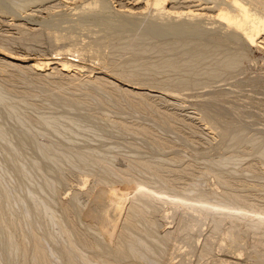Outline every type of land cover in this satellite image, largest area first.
Instances as JSON below:
<instances>
[{
    "label": "rangeland",
    "instance_id": "rangeland-1",
    "mask_svg": "<svg viewBox=\"0 0 264 264\" xmlns=\"http://www.w3.org/2000/svg\"><path fill=\"white\" fill-rule=\"evenodd\" d=\"M82 1L84 2V0H0V51L3 52L2 54L0 52V95L4 98L3 103L0 101V127L2 128H0V131H9L11 133L10 147L15 152L26 155L25 159L21 158V165L23 168L31 171V178L35 180L34 183L39 182L37 184L41 185L42 179L38 178H41L43 171L48 170L46 176L48 175V179L54 182L57 188L52 193L46 192L43 195H46L44 197H47L49 202H51L55 213L61 217L65 225H68L67 227L71 228L74 232L76 231L74 233L70 229L74 234L76 243L78 242L76 246H79V251H82L81 254L84 257L87 256L86 258L90 261L99 260L100 254H103L104 257L102 258H107L106 255H108L110 263L102 262V264H169L171 260L167 254L172 255V253V256H175V258L172 259L174 263L171 264H178L181 258L187 262L183 260L185 264H188L187 260H189V264H217V262L221 264V261L224 262V260H227L229 263H234L235 261L238 264H264V226H261L264 225V157L259 152L260 147L264 145V53L262 54L264 52V47L262 48L264 46V39L260 40L261 38H257L261 42L256 43V39L252 40L247 37L252 31L250 21H253L255 18L248 13L253 8L252 1L241 0L242 2L240 1L239 7L238 3L232 5L231 0H198L203 6L204 4L210 6L209 8L211 9L208 10L207 8L206 10L212 11L210 14L207 12L211 16L216 12L220 15L226 14V11L235 13L238 17V22L242 21L236 28V34L239 37L234 35L227 36V34L219 31L220 28L213 30L207 26V28L195 30L193 34H189L187 30L188 36L184 33L185 29V31L182 30L183 35L182 33L180 35L181 28L179 32H174L178 31L179 28L171 30L173 31L171 32L165 26L153 24L151 21L150 24L147 18L148 15L145 17L146 15L144 14L146 10H141L145 6V0H142L144 2H141V0H105L107 1H104L106 5H104V2L102 4L101 0H98L99 3L97 2L95 6L98 7L101 3L102 7L104 5V10L101 6L96 8L94 5L92 9L83 8ZM175 1L180 2V0ZM210 2H216L218 6L215 3L212 4L219 7L220 10H217L218 8L213 9ZM130 5L133 7L131 11L137 13L139 12L138 8L141 6L139 10L144 11L143 17L138 16L141 19L139 18L138 20L136 17L131 22V20H128L124 16V14L128 13L127 8ZM170 5L171 2H167L166 6L170 7ZM121 6H124L123 9ZM215 6L214 8H216ZM228 7L229 10H227ZM85 9H89V12ZM256 9H258L260 15L264 16L261 6L256 7ZM206 10L204 11L206 12ZM76 11H79V13ZM125 11L127 12L125 13ZM146 19L148 21L145 22ZM103 27L105 28L103 29ZM158 27H162L163 31ZM88 28L89 30L94 28L97 30L103 29V32L106 31L104 33L106 35H103V37L107 36L106 39H102L101 36L100 38L98 36L99 40L96 38L97 36L94 39V36H91L86 31ZM164 30H168L167 32H170L173 36L168 33V35L163 34ZM69 31L76 34L77 37L75 35L74 38H67L66 35L71 34ZM81 31L83 35L80 34ZM112 31L113 33L116 32L114 33L115 36ZM58 33L59 35L60 33H64V39H66L64 40L61 37L63 41L60 38L56 40L59 35L55 34ZM173 33H176L175 36L177 37ZM90 38L93 39L91 40ZM81 39H85L83 43L87 47H91L92 44L96 45L102 39L103 45L102 43L99 45H102L103 49L100 51L101 53H105H103L104 57H102L104 63L99 59L101 58L99 56H102L100 52H98L100 54L98 56L95 54L94 57L96 59L93 58L90 52V54H85L87 55L86 57L84 55L81 57L82 59H79L87 69H91L93 72L89 74V70L85 71V73H82L84 76L82 74H75L76 77L74 76L73 78H71L72 76H63L62 78V75L58 73L48 75L49 78L48 76H39L37 75V70L33 69V71H30L27 69L29 72L27 70L26 72L24 71L25 69L21 71L15 66L6 65V61L10 59L3 55L4 53L7 55L10 52L12 54H20L22 57L25 56L29 60L49 58L55 56L57 51L62 52V49H68L72 44L75 46L78 43L77 46L79 47V44H83L79 42L82 41ZM96 39L98 40L97 42ZM171 40L172 45L170 44ZM174 41H177L178 44L188 41V45L186 46L185 43V45H181V47L179 45L178 47L176 46L177 42L173 44ZM261 43L262 46H259ZM88 44L90 45L88 46ZM197 44L198 46L201 44L200 47H204L205 50L198 47ZM163 45H168V50H166V47H161ZM170 46H172L171 50H169ZM193 47H196L195 49L197 50H193ZM200 50H204V52ZM176 52L183 58L182 62L189 59L193 61H190L189 69L183 67L179 70L185 71L184 76L186 75V81L183 84L186 86L183 84L179 86L175 79L176 75L183 76V73L176 71L171 72V74L169 72L166 73L165 70H160L159 67L156 68L158 64V66H161L160 63L167 59V56L174 55ZM68 57H71V55ZM191 57H194V59ZM227 57H230L232 60H226ZM71 58H75V56ZM76 58L78 59V57ZM18 62L14 61V63ZM3 66L5 67L3 68ZM223 66L224 68H222ZM132 69L140 72L136 74ZM19 71L20 73H18ZM23 71L26 73L24 74ZM45 71L50 72L52 69ZM97 77L99 79H95ZM177 77L179 78V76ZM70 79L75 80H71V82ZM169 79H174L175 82L168 81ZM94 80L102 81V85L105 83L107 85L99 88L98 84L100 83L96 84L97 82L95 83ZM107 80L115 82V85L111 86L112 84L106 82ZM108 86L115 87L116 89L109 88ZM124 90L125 92L133 91L134 93H129L133 99L129 95V100L128 94L127 92V95L124 94ZM139 94H142L144 98L147 96L149 100H145ZM140 98L145 101L148 100V104L145 107L139 105ZM134 104L139 106H135ZM9 105L14 108L9 107ZM205 110L208 113H212H209V115H212L215 125L223 126L224 130L227 126L228 130L226 129V134L221 133L223 131L220 132L218 129L217 132L212 126L200 121V114L204 113ZM159 113L164 114L163 117ZM172 113L173 116L171 115ZM49 122L53 126H47ZM238 128H241L240 130L244 132L237 130ZM234 130L242 133H235ZM238 134H240V140L237 138L236 142L232 141L233 136ZM228 142L233 143L229 144ZM4 153L6 154L7 152H0L1 162L3 161ZM6 160L7 158L0 165L2 170L8 169L11 164L10 161ZM31 161L38 163L40 169L33 170ZM219 161H221L220 164ZM143 164H147L148 167L147 165L145 167ZM217 165L220 166L217 167ZM150 166L152 167L149 168ZM211 170H215V172ZM10 180L13 183L11 178L9 179V183L11 184ZM163 180L165 181L163 182ZM36 183L35 185H37ZM19 194L25 196V193L20 190ZM96 194L99 197L98 201L94 200ZM178 196L184 197H180L178 200ZM187 196L189 199H187ZM197 196H202V199L198 201L201 197ZM226 196L231 197V199L233 198L232 202L238 203V205L236 204V208L224 207L221 209L217 205L219 210L217 206L214 209L215 203L218 204L219 201L221 204L226 199L230 202V198ZM218 197L220 198L218 199ZM25 199L27 200V197ZM243 199L244 202L246 200L248 203H244ZM89 201L96 206L94 209L88 210V205L90 206ZM174 201L178 202L175 204L177 208H169L172 203H175ZM185 201L188 202L186 203ZM240 201L244 206L240 204ZM188 203L191 205L189 204V206ZM202 203L206 204L202 205V207ZM249 203H251L250 206L248 205ZM83 205H87V209ZM238 206L247 208L244 211V208H239ZM74 207L75 209L77 208V212L82 209L77 213L73 209ZM248 207L251 212L247 210ZM192 208L194 209L191 210ZM250 208H254L253 213ZM210 209L213 210L211 211ZM220 209L222 213L227 210V215L229 216L230 214V217L237 221L236 223H240L241 229L237 228L234 229L235 231H232L241 233V237L238 239L239 245L237 244V247L234 246L236 251L233 250V245H230L231 241L228 238L230 234H226V236L225 232L222 231L223 229L220 230L222 232H215L213 230L215 223L213 219L217 216H226V213L222 214ZM223 209L226 210L224 211ZM22 210L23 208H20L19 212ZM82 210L85 215L82 214ZM247 211L250 212L249 214H252L253 218L251 222V219L248 218L250 215L245 213ZM196 212L197 215L195 214ZM22 213L23 211L20 214ZM71 217L72 219H70ZM80 219L82 220L80 221ZM253 221L254 223H252ZM257 221L261 223L259 224ZM181 223L182 227L180 226ZM246 223L251 225L250 228L254 233L249 232L250 229ZM53 225L49 224V230L52 229L50 231L55 233L54 228L57 225ZM253 225L255 226L253 227ZM174 227H179L183 230L177 231L173 229ZM254 228L256 229L254 230ZM10 229L14 235L19 234L18 231H15L14 227H10ZM44 229L46 230V227ZM44 229L41 232L45 234ZM105 229L106 231H104ZM163 229L165 232L169 231L171 233L177 231L173 235L174 237L165 239L162 243L166 247L155 243L157 235L165 233H162ZM108 230L110 236H107V234L109 235L107 233ZM184 231L185 233L183 234ZM178 232H182V234H179L181 236H177ZM120 234L122 237L124 236L125 241L127 240L126 238L129 241L141 237L144 241L141 240L143 244L139 245L140 248L145 251L146 256L148 255L147 257L150 256V258L154 259L155 263L152 259V263H150V260L144 254L141 257L128 256L123 258L125 259L124 262L120 261V259H115L113 249L117 247L116 244L127 247L126 242ZM147 235L152 236L148 238ZM151 237H154L155 242ZM241 240V244L244 243L243 246L240 245ZM0 242V248H2L4 243H2L3 237L1 231ZM90 242L92 245L99 242L101 246H98V249L102 251L103 248L106 251L102 253L94 245V247L89 246ZM103 242L107 244L106 247L110 248L109 250H107L108 248L105 247ZM145 242L151 244L153 252L145 250L146 248L144 249V246H146ZM55 244L57 245L55 246ZM55 244L54 248L57 247L59 249L60 245L58 243ZM103 245L105 249L102 247ZM201 246L203 252L199 251ZM157 247L160 248V251ZM108 251H111L112 255L110 254L109 256L110 252L106 253ZM183 253L186 254L184 255ZM258 253H262V255ZM256 254H258L257 257L261 256V259L256 258ZM13 256L16 258L14 253ZM142 257L145 260L141 259ZM176 257H178V260H176ZM126 259L128 260L126 261ZM16 260H12L8 264H19L21 256L17 257ZM225 263L226 261L223 264ZM24 264H28V261Z\"/></svg>",
    "mask_w": 264,
    "mask_h": 264
},
{
    "label": "bare ground",
    "instance_id": "bare-ground-1",
    "mask_svg": "<svg viewBox=\"0 0 264 264\" xmlns=\"http://www.w3.org/2000/svg\"><path fill=\"white\" fill-rule=\"evenodd\" d=\"M100 1V0H99ZM102 2V4H103V2L105 1V0H101ZM202 1V0H201ZM216 1V0H215ZM232 1V5H236V3H241L242 1L241 0H231ZM241 1V2H240ZM252 1V3H253V8L251 9V10H249L248 11V13L254 18V22L253 21H250L251 22V24H250V27L252 28V31L249 33V35H247V37L249 38V39H256L255 40V42L256 43H258V42H261V41H259V40H257V38H261L260 40H262V39H264V37H263V35H264V16L263 15H260V13H259V11H258V9H256V7H258V6H261L262 7V11L264 12V0H251ZM250 1V2H251ZM59 2V1H58ZM98 2V0H87V1H85L84 0V2L82 1V6H83V8H93L94 6H95V4ZM105 2H107V1H105ZM105 2H104V5H106L105 4ZM117 2V1H116ZM126 2V1H125ZM138 2V1H137ZM140 2V1H139ZM141 2H144V1H142L141 0ZM167 2H171V5H170V7L168 6H166V4H167ZM209 2V1H208ZM63 3V2H62ZM65 3H68V2H65ZM99 3V2H98ZM100 3V4H101ZM134 3H135V1H134ZM203 3V2H202ZM211 3V2H210ZM213 3V2H212ZM211 3V5H212V7H213V9H217V10H220L219 9V7H216L215 5V7L216 8H214V6H213V4L215 3L216 5H217V3L216 2H214L213 4ZM98 5V7H96V8H99V6H101V5ZM138 4V3H137ZM94 5V6H93ZM97 5V4H96ZM104 5H103V10H104ZM123 5V4H122ZM133 5V4H132ZM144 7L141 9V10H146L145 12L146 13H144V11H141V10H139V8L141 7H139L138 8V13L137 12H133V11H131L132 9H133V7L130 5V7L129 6H127V7H129V8H127V7H125V8H127V11H128V13H126L127 11H125V13L127 14H124V16L125 17H127V19L128 20H131V22H132V20H134L136 17L138 18V20H139V18L140 17H138V16H141V17H143V13L146 15H144L145 17H147V15H148V19H149V21H148V19H146L145 20V22L146 21H148L149 23H150V21H151V23H153V24H156V25H160V26H165L166 28H168V29H170V31L171 30H174V29H176L177 30V28H179L178 29V31H174V32H179V30H180V28H181V30H180V35H181V33H182V30H184L185 31V29H186V31L184 32L185 34H187V30H188V33L189 34H193L194 32H195V30H198V29H204V27L205 28H209V29H217V28H220L219 29V31H221V33L223 32V33H225V34H227V36L229 35V36H237V34H236V28H237V26H238V24L239 23H241L242 21H240V22H238V17L235 15V13H229V11H226V14H223V15H220L219 13V15L217 14V12L213 15V16H211V15H209L210 14V12H212V11H207L206 9L208 8V10L209 9H211V8H209L210 6L209 5H205L204 4V6H203V4H201V3H199V1L198 0H180V2L179 1H175V0H170V1H167V0H145V2H144ZM220 5H221V3H220ZM49 6V5H48ZM56 6V5H55ZM65 6V5H64ZM66 6H68V5H66ZM93 6V7H92ZM126 6V5H125ZM138 6V5H137ZM206 6V7H205ZM218 6V5H217ZM227 6V5H226ZM238 6V5H237ZM237 6H235L236 8H237ZM61 7V6H60ZM120 7V6H119ZM122 7V6H121ZM124 7V6H123ZM123 7H122V9H123ZM239 7H240V4H239ZM101 8V9H102ZM135 8V7H134ZM73 9V8H72ZM76 9V8H75ZM79 9H81V8H79ZM78 9V10H79ZM90 9V10H91ZM106 9V8H105ZM108 9V8H107ZM212 9V10H213ZM60 10V9H59ZM83 10V9H82ZM86 10V9H85ZM97 10V9H96ZM111 10V9H110ZM135 11H137L136 9H134ZM204 10H206V12L203 11ZM227 10H229V7H228V9ZM86 11H88L89 12V9H87ZM93 11V10H92ZM102 11V10H101ZM122 11V10H121ZM196 11V12H195ZM199 11H202V12H199ZM49 12V11H48ZM54 12V11H53ZM66 12V11H65ZM76 12H78L79 13V11H76ZM83 13H84V11H82ZM81 12V13H82ZM147 12H149L148 14H147ZM207 12H209V14L207 13ZM228 12V13H227ZM67 13V12H66ZM77 13V14H78ZM93 13H95V12H93ZM121 13V12H120ZM20 14V13H19ZM57 14V13H56ZM65 14V13H64ZM122 14V13H121ZM213 14V13H212ZM26 15V14H25ZM81 15H84V14H81ZM118 15H119V13H118ZM24 16V15H23ZM64 16V15H63ZM87 16V15H86ZM107 16V15H106ZM120 16H122V15H120ZM124 16H122V17H124ZM250 16V17H251ZM124 17V18H125ZM249 17V18H250ZM252 17H251V19H252ZM68 18V17H67ZM72 18V17H71ZM103 18V17H102ZM241 18V17H240ZM141 19V18H140ZM143 19V18H142ZM63 20V19H62ZM120 20V19H119ZM128 20H126V21H128ZM245 20V19H244ZM243 20V21H244ZM44 21V20H43ZM108 21V20H107ZM115 21V20H114ZM136 21V20H135ZM65 22V21H64ZM104 22V21H103ZM109 22V21H108ZM113 22V21H112ZM120 22H122L121 20H120ZM110 23H111V21H110ZM118 23V22H117ZM124 23H126V22H124ZM136 23V22H135ZM150 23V24H151ZM91 24V23H90ZM116 24V23H115ZM119 24V23H118ZM74 25V24H73ZM82 25V24H81ZM96 25V24H95ZM112 25V24H111ZM110 25V26H111ZM125 25V24H124ZM109 26V27H110ZM115 26V25H114ZM147 26H149V25H147ZM146 26V27H147ZM151 26V25H150ZM207 26V27H206ZM108 27V28H109ZM153 27V26H152ZM155 27H157V26H155ZM49 28V27H48ZM85 28V27H84ZM99 28V27H98ZM100 28H102V27H100ZM105 27H103V29H104ZM120 28V27H119ZM125 28V27H124ZM148 28H150V27H148ZM159 29L161 28L162 29V31H163V28L162 27H158ZM52 29V28H51ZM64 29V28H63ZM66 29V28H65ZM71 29V28H70ZM102 29V30H103ZM117 29V28H116ZM144 29H146L145 27H144ZM153 29H154V27H153ZM156 29V28H155ZM241 29V28H240ZM46 30V29H45ZM48 30V29H47ZM101 29L100 30H97V29H90L89 30V28L86 30L87 32H88V34H90L91 36H94V39H95V37L96 38H98V36H99V38H100V36H101V38L102 39H106V37L104 36L103 37V35H106V34H104V33H106V31L105 32H103ZM139 30H140V28H139ZM143 30V29H142ZM148 30V29H147ZM151 30V29H150ZM218 30V29H217ZM73 31H74V29H73ZM109 31V30H108ZM149 31V30H148ZM166 31V32H165ZM168 30H164V32H162L163 34H167L168 32H167ZM50 32V31H49ZM69 32H71V31H69ZM111 32V31H110ZM155 32V31H154ZM160 32V31H159ZM171 32H173V31H171ZM25 33V32H24ZM48 33V32H47ZM53 33V32H52ZM112 33H113V31H112ZM114 33H116V32H114ZM113 33V35L115 36V34ZM144 33V32H143ZM148 33V32H147ZM156 33V32H155ZM220 33V32H219ZM78 34V33H77ZM80 34H82V31H81V33ZM110 34V33H109ZM168 34H171L170 32L168 33ZM167 34V35H168ZM174 34V33H173ZM176 34V33H175ZM175 34H174V36H175ZM224 34V35H225ZM247 34V33H246ZM20 35V34H19ZM50 35H54V34H50ZM55 35H59V33L58 34H55ZM75 35L76 34H74V33H72L71 32V34H68V35H66L67 36V38L68 37H70V38H74L75 37ZM83 35V34H82ZM90 35H88L89 37H91ZM112 35V36H113ZM172 35V34H171ZM178 35V34H177ZM182 35H183V33H182ZM6 36V35H5ZM47 36V35H46ZM64 36H65V34L63 33V34H61L60 33V35H59V37H57L56 38V40L58 39V38H60V40H62L63 41V39H64ZM120 36V35H119ZM164 36V35H163ZM173 36V35H172ZM187 36H188V34H187ZM61 37H63V39H61ZM76 37H77V35H76ZM87 37V36H86ZM175 37H177V36H175ZM197 37V36H196ZM237 37H239V36H237ZM84 38V37H83ZM99 38H98V40H99ZM199 38H201V37H199ZM6 39V38H5ZM53 39H54V37H53ZM66 39V38H65ZM64 39V40H65ZM78 39V38H77ZM91 39V38H90ZM93 39V38H92ZM91 39V40H92ZM101 39V40H102ZM104 39V40H105ZM162 39V38H161ZM165 39V38H164ZM171 39V38H170ZM60 40H58V41H60ZM69 40V39H68ZM70 40H72V39H70ZM76 40V39H75ZM82 41H79L80 43L82 42L83 43V40H85V39H81ZM91 40H90V42H91ZM97 39H96V42L98 41ZM100 40V41H101ZM57 41V42H58ZM61 41V42H62ZM72 41H74V40H72ZM87 41V40H86ZM99 41V42H100ZM103 41V40H102ZM97 42V44L96 45H93L92 43V45H91V47L89 46L90 44H88V46L89 47H87V45L85 44V43H83L82 45L81 44H79V47L77 46L78 45V43H77V45L75 44V46H77V47H75L73 44L68 48V49H62V52H56V55L55 56H53V57H49V58H39V59H32V60H29L27 57H22V56H20V54L19 55H17V54H12V53H10L9 52V54L7 53V55L4 53L3 55L4 56H7V58L8 59H10V60H8V61H6V65H9V66H15V67H17L19 70H21L22 71V69L24 70V71H26L27 69L28 70H30V71H33V69L34 70H37L38 71V74L37 75H39V76H50L51 74H54V73H58V74H60V75H62V78H63V76L64 77H71V78H73L74 76H75V74H82V73H85V71H88L89 69H87L86 68V66L85 65H83L82 64V62L79 60V59H82L81 57H83L85 54H88L89 52L90 53H92L91 55L93 56V58H95L94 56H95V54H96V56H98V55H100V54H98V52H100L101 53V49H103V47H102V45H103V42ZM238 41V40H237ZM85 42V41H84ZM96 42H94V43H96ZM172 40L170 41V44L172 45ZM175 42H177V41H174V43L173 44H175ZM188 42V41H187ZM186 41H185V43H186V46L188 45V43H187ZM190 42H191V40H190ZM190 42H189V45H190ZM263 42V41H262ZM102 43V45H99V44H101ZM164 43V42H163ZM162 43V44H163ZM185 43H180V44H178V42H177V45L176 46H178L179 47V45H180V47H181V45H185ZM255 43V44H256ZM196 44V43H195ZM81 45V46H80ZM86 45V46H85ZM168 45H169V43H168ZM168 45L166 46H161V47H166V50H168L167 49V47H168ZM192 45H194V44H192ZM200 46H201V44H199ZM263 45H264V43H263ZM4 46V45H3ZM3 46H1V47H3ZM104 46H105V44H104ZM156 46V45H155ZM196 46V45H195ZM197 46H198V44H197ZM200 46H198V47H200ZM259 46H262V43H261V45H259ZM258 46V47H259ZM171 47L172 46H170V49L169 50H171ZM173 47H174V45H173ZM177 47V48H178ZM197 47V48H198ZM264 46H262V48H263ZM154 48V47H153ZM176 48V47H175ZM196 48V47H195ZM194 47L192 48L193 50L195 49ZM201 49H204V47H200ZM59 49V48H58ZM181 49V48H180ZM199 49V48H198ZM3 50H5V49H3ZM2 50V51H3ZM105 50V49H104ZM160 50V49H159ZM173 50H174V48H173ZM197 49H195V51H196ZM205 50V49H204ZM204 50H202L203 52H204ZM60 51H61V49H60ZM164 51V50H163ZM181 51V50H180ZM185 51V50H184ZM201 51V50H200ZM201 51V52H202ZM1 52V51H0ZM65 52V53H64ZM103 52V51H102ZM168 52V51H167ZM173 52V51H172ZM171 52V53H172ZM183 52V51H182ZM3 52H1V54H2ZM89 53V54H90ZM104 53V52H103ZM103 53H101L102 54V56L100 55L99 57H101V58H99L101 61L103 60V58L102 57H104V55H103ZM140 53V52H139ZM170 53V52H169ZM177 53V54H176ZM174 55H171L172 56V58H171V56L169 55V56H165L167 59H165L162 63H160L161 64V66H158L157 65V67L156 68H158L159 67V69L160 70H165V72L167 73V72H169V73H171V72H178L179 70H180V68H185V67H187L186 69H189L188 67H190L189 66V64H190V61L191 62H193L191 59H189V60H187V61H183L182 62V60H183V58H181V56H179L178 55V52H176ZM210 53V52H209ZM235 53V52H234ZM264 52H262V54H263ZM26 54V53H25ZM75 54V55H74ZM94 54V55H93ZM105 54V53H104ZM157 54V53H156ZM183 54V53H182ZM197 54V53H196ZM51 55V54H50ZM69 55H71V57H74L75 56V58H71V57H68ZM205 55H206V53H205ZM234 55V54H233ZM232 55V56H233ZM28 56V55H27ZM87 55H85V57H86ZM236 57H238L237 55H235ZM261 56V55H260ZM263 56V55H262ZM76 57H78V59L76 58ZM84 57V58H85ZM199 57H201V56H199ZM226 57V56H225ZM83 58V59H84ZM90 58V57H89ZM155 58V57H154ZM191 58H193L194 59V57H191ZM228 58V57H227ZM226 58V60H229L230 59V61L232 60L230 57L227 59ZM87 59V58H86ZM91 59V58H90ZM96 59V58H95ZM186 59V58H185ZM6 60V59H5ZM98 60V59H97ZM99 60V61H100ZM105 60V59H104ZM108 60V59H107ZM224 60V59H223ZM225 60V61H226ZM264 60V59H263ZM14 61H19L18 63H14ZM202 61V60H201ZM206 61V60H205ZM136 62H137V60H136ZM158 62V61H157ZM203 62V61H202ZM237 63H238V61H236ZM262 62V61H261ZM97 63V62H96ZM102 63H104L103 61H102ZM200 63V62H199ZM218 63V62H217ZM226 63H228V61H226ZM109 64V63H108ZM122 64V63H121ZM142 64V63H141ZM240 64V63H239ZM5 65V66H6ZM103 65V64H102ZM155 65V64H154ZM192 65V64H191ZM214 65H215V63H214ZM223 65H224V63H223ZM229 65V64H228ZM5 66H3V68L5 67ZM104 66H105V64H104ZM104 66H103V68H104ZM139 66V65H138ZM143 66V65H142ZM208 66V65H207ZM213 66V65H212ZM14 67V68H15ZM108 67V66H107ZM124 67V66H123ZM137 67V66H136ZM155 67V66H154ZM197 67V66H196ZM195 67V68H196ZM10 68V67H9ZM138 68V67H137ZM136 68V69H137ZM143 68V67H142ZM148 68V67H147ZM222 68H224V66L222 67ZM6 69V68H5ZM51 70L52 69V71H50V72H48V71H45V70ZM135 69V68H134ZM134 69H132L136 74L137 73H139L140 71H136V70H134ZM150 69V68H149ZM194 69V68H193ZM192 69V70H193ZM27 70V71H28ZM117 70V69H116ZM119 70V69H118ZM131 70V69H130ZM139 70V69H138ZM141 70V69H140ZM144 70V69H143ZM142 70V71H143ZM191 70V69H190ZM196 70V69H195ZM206 70H208V69H206ZM10 71V70H9ZM8 71V72H9ZM24 71H23V73H24ZM26 71V72H27ZM36 71V72H37ZM44 71H45V73H44ZM95 71V70H94ZM146 71V70H145ZM157 71V70H156ZM187 71V70H186ZM212 71V70H211ZM218 71V70H217ZM16 72V71H15ZM25 72V73H26ZM29 72V71H28ZM35 72V73H36ZM89 72V74L90 73H93L92 71H91V69L88 71ZM87 72V73H88ZM114 72V71H113ZM120 72H122V71H120ZM126 72V71H125ZM124 72V73H125ZM129 72H132V71H129ZM144 72V71H143ZM147 72H148V69H147ZM150 72V71H149ZM153 72V71H152ZM163 72V71H162ZM179 72H181V73H183V76H180V75H176V74H174V75H176V81H177V83L179 84V86H181V84H183V83H185V76H184V73H185V71H179ZM188 72H189V70H188ZM187 72V73H188ZM204 72V71H203ZM221 72V71H220ZM18 73H20V71L18 72ZM24 73V74H25ZM156 73V72H155ZM205 73V72H204ZM208 73V72H207ZM95 74V73H94ZM120 74V73H119ZM123 74V73H122ZM172 74V73H171ZM195 74H197V73H195ZM55 75V74H54ZM121 75V74H120ZM193 76H194V74H192ZM201 75V74H200ZM217 75V74H216ZM38 76V77H39ZM49 76H48V78H49ZM82 76H84L83 74H82ZM123 76V75H122ZM169 76H173V75H169ZM168 76V77H169ZM177 76H179V78L177 77ZM214 76V75H213ZM35 77H36V75H35ZM43 77V78H44ZM76 77V76H75ZM85 77H87V76H85ZM93 77V76H92ZM197 77V76H196ZM40 78V77H39ZM89 78V77H88ZM122 78V77H121ZM170 78V77H169ZM65 79V78H64ZM76 79V78H75ZM75 79H70V81L71 80H75ZM84 79V78H83ZM82 79V80H83ZM95 79H99V77H97V78H95ZM101 79V78H100ZM166 79V78H165ZM168 79V78H167ZM195 79V78H194ZM47 80H49V79H47ZM56 80H57V78H56ZM55 80V81H56ZM61 80V79H60ZM76 80H78V79H76ZM81 80V79H80ZM79 80V81H80ZM171 79H169L168 81H170ZM90 81V80H89ZM159 81H161V80H159ZM171 81H173V83L175 82V80L173 79V80H171ZM72 82V81H71ZM88 82V81H87ZM94 82L96 83V84H98V82L102 85V81L100 82L99 80H97V81H95L94 80ZM103 82H104V80H103ZM106 82H108L109 84H112L111 86H113V85H115V82L113 83V82H110V80H107ZM167 82V81H166ZM82 83V82H81ZM83 83H84V81H83ZM89 83H91V82H89ZM105 83V82H104ZM135 83V82H134ZM192 83V82H191ZM198 83V82H197ZM66 84V83H65ZM100 84H98L99 85V88L100 87H103V85H107L106 83L105 84H103L102 86L100 85ZM108 84V85H109ZM64 85V84H63ZM79 85V84H78ZM93 85H94V83H93ZM169 85V84H168ZM184 85V84H183ZM167 86V85H166ZM184 86H186V85H184ZM184 86H183V88H184ZM189 86V85H188ZM196 86H198V85H196ZM202 86V85H201ZM77 87V86H76ZM79 87V86H78ZM82 87V86H81ZM92 87V86H91ZM106 87V86H105ZM109 87V86H108ZM109 88H112V89H116L115 87L113 88V87H109ZM165 88V87H164ZM169 88V87H168ZM209 88V87H208ZM104 89V88H103ZM175 89V88H174ZM88 90V89H87ZM89 90H90V88H89ZM107 90V89H106ZM185 90V89H184ZM99 91V90H98ZM102 91V90H101ZM116 91V90H115ZM122 91V90H121ZM90 92V91H89ZM124 92V94H126V92H127V97L129 98V95L131 94V92L132 93H134L133 91H126L125 92V90L123 91ZM119 93H120V91H119ZM130 93V94H129ZM136 94V93H135ZM192 94V93H191ZM190 94V95H191ZM115 95H116V93H115ZM139 95H141L142 96V94H139ZM1 97H0V101L2 102L3 101V99L4 98H2V95H0ZM119 96V95H118ZM117 97V96H116ZM137 97H138V95H137ZM143 98H144V96H142ZM147 97V96H146ZM144 98L145 100L146 99H148V97L147 98ZM119 98H121V97H119ZM127 98V99H128ZM130 98H132L131 97V95H130ZM130 98H129V100H130ZM135 98V97H134ZM220 98V97H219ZM126 99V100H127ZM133 99V98H132ZM141 99V98H140ZM139 99V100H140ZM145 100H143V99H141L140 100V102H138V100H136L138 103H139V105H141V106H146L148 103V100L147 101H145ZM5 101V100H4ZM117 101H118V98H117ZM150 102V101H149ZM3 103V102H2ZM5 103V102H4ZM134 103V102H133ZM136 104V103H135ZM134 104V105H135ZM139 105H135V106H139ZM154 105V104H153ZM7 106H8V104H7ZM12 106H14L13 104H12ZM12 106H10L9 105V107H12ZM140 106V107H141ZM156 106V105H155ZM8 107V108H9ZM153 107V106H152ZM12 108H14V107H12ZM138 108V107H137ZM142 108V107H141ZM147 108H148V106H147ZM164 108V107H163ZM200 108V107H199ZM12 110V109H11ZM15 110V109H14ZM162 111V110H161ZM167 111V110H166ZM172 111V110H171ZM149 112V111H148ZM153 112H155V111H153ZM159 112V111H158ZM168 113V112H167ZM166 113V114H167ZM203 113V112H202ZM200 114V117H199V119H200V121H202V122H204L206 125H210V126H212V128H214V130L216 129V131H217V129L218 130H220V132L221 131H223V132H221V133H227L226 131L228 130L227 129V124L225 125L226 126V128H225V126H224V128H225V130L223 129V126H222V124H220L222 127H220V126H217V125H215V123H214V121H213V118H212V115L210 116L209 115V113H211V112H206V110H205V112L203 113V114ZM153 114V113H152ZM159 114H162V113H159ZM197 114H199V113H197ZM212 114V113H211ZM163 115L164 114H162V117H163ZM172 116H173V113L171 114ZM167 116H169L168 114H167ZM179 116V115H178ZM183 116V115H182ZM190 116V115H189ZM165 117V116H164ZM171 117V116H170ZM176 117H177V115H176ZM166 118H168V117H166ZM166 118H165V120H166ZM158 120V119H157ZM160 120H161V118H160ZM167 121V120H166ZM176 121V120H175ZM48 123V122H47ZM50 123L51 122H49V124L47 125V126H49L50 125ZM171 123V122H170ZM190 123V122H189ZM53 124H54V121H53ZM176 124V123H175ZM193 124V123H192ZM195 124V123H194ZM52 125V124H51ZM50 125V126H51ZM171 125V124H170ZM53 126V125H52ZM122 126V125H121ZM124 126V125H123ZM240 126H242V125H240ZM239 127V126H238ZM1 128V127H0ZM51 128V127H50ZM53 129H55L54 127H52ZM211 128V127H210ZM237 128V127H236ZM243 128V127H242ZM2 129V128H1ZM227 129V130H226ZM241 128H238L237 130H240ZM145 130V129H144ZM212 130V129H211ZM4 130H1L0 131V152H7L3 157V161H5V159L7 158V160L8 161H10L11 162V164H10V166L8 167V169H4V170H2L1 168H0V202H1V208H0V231H1V234H2V237H3V242L2 243H4V245H3V247L2 248H0V264H3V263H9L10 261H15L16 260V258L17 257H19V256H21V260H20V262H18L19 264H24V263H26L27 261H28V264H102V262H107V263H110L109 261V259H108V255H106L107 256V258H102V257H104L103 256V254H100V257H98V259L99 260H96V261H90L89 259H87L86 257L87 256H83L82 254H81V252L82 251H79V246H76L77 245V243H76V240H75V237H74V234L71 232V228H68L66 225H65V223H64V221L61 219V217H59L56 213H55V209H53L54 207H53V205L51 204V202H49V200L47 199V197H44V196H46L45 194H46V192H49V193H52L53 191H55L56 190V186H55V183L54 182H52V181H50L49 179H48V175L46 176V174L48 173V170H45V171H43L42 172V176H41V178H38V179H42V183H41V185H38L39 184V182H35L37 185H35V183H34V181L35 180H33L32 178H31V171L29 170V169H25V168H23L22 167V165H21V162H22V160H21V158L22 159H25L26 158V155L25 154H21V153H17V152H15L13 149H12V147H10V142H11V133L9 132V131H7V132H3ZM225 131V132H224ZM235 131V130H234ZM240 131H242V132H244L243 130H240ZM240 131H237V132H239V133H242V132H240ZM218 132V131H217ZM236 131H235V133H237ZM220 134V133H219ZM217 135V134H216ZM240 134H238V135H236V136H233V138H232V141H235L237 138H239V140H240V136H239ZM229 136H231V135H229ZM229 136H227V137H229ZM230 139V138H229ZM228 141H230V140H228ZM257 141V140H256ZM236 142V141H235ZM229 144H231V143H233V142H228ZM252 143V142H251ZM264 144V143H263ZM259 152L261 153V155L264 157V145H262L261 147H260V149H259ZM3 154V153H2ZM1 154V155H2ZM261 156V157H262ZM0 160H2V158H0ZM6 160V161H7ZM231 160V159H230ZM2 161V162H3ZM218 161V160H217ZM223 161V160H222ZM228 161V160H227ZM1 161H0V165H1V163H2ZM220 162L221 161H219V164H220ZM231 162V161H230ZM229 162V163H230ZM233 162V161H232ZM235 162V161H234ZM144 163V162H143ZM218 163V162H217ZM216 163V164H217ZM223 163V162H222ZM222 163H221V165H222ZM228 163V162H227ZM145 167H146V165L145 164H143ZM212 165V164H211ZM31 166H32V169L33 170H38V169H40V167L38 166V163H36V162H34V161H31ZM218 166H220V165H217V167ZM224 166V165H223ZM222 166V167H223ZM147 167H148V165H147ZM152 166H150L149 168H151ZM215 167V166H214ZM221 167V168H222ZM148 168V169H149ZM155 168V167H154ZM130 169V168H129ZM151 170H153V169H151ZM155 170V169H154ZM158 170V169H157ZM212 171V170H211ZM210 171V172H211ZM214 172H215V170H213ZM212 171V172H213ZM218 171V170H217ZM158 172V171H157ZM159 173V172H158ZM219 173V172H218ZM217 173V174H218ZM235 173V172H234ZM155 174V173H154ZM200 174V173H199ZM220 174V173H219ZM236 174V173H235ZM156 175V174H155ZM91 176V175H90ZM217 176V175H216ZM93 177H94V175H93ZM158 177V176H157ZM12 179V181H13V183L11 182V180H10V182H11V184L9 183V179ZM159 178V177H158ZM162 178V177H161ZM96 179V178H95ZM101 179V178H100ZM130 179V178H129ZM160 179V178H159ZM104 180V179H103ZM162 180V179H161ZM160 180V181H161ZM169 180V179H168ZM167 180V181H168ZM224 180V179H223ZM106 181V180H105ZM131 181V180H130ZM134 181V180H133ZM165 180H163V182H164ZM166 181V182H167ZM229 181V180H228ZM79 182V181H78ZM100 182V181H99ZM162 182V183H163ZM221 182V181H220ZM225 182V181H224ZM168 183V182H167ZM174 183V182H173ZM222 183V182H221ZM75 185V184H74ZM96 185V184H95ZM177 185V184H176ZM134 186V185H133ZM140 186V185H139ZM59 188V187H58ZM141 188H143V187H141ZM196 188V187H195ZM70 189V188H69ZM138 189V188H137ZM19 190L20 191H23L24 193H25V196L24 195H20L19 194ZM136 190V189H135ZM146 190H148V189H146ZM100 191V190H99ZM149 191V190H148ZM187 191V190H186ZM73 192H74V190H73ZM81 192V191H80ZM143 192V191H142ZM43 193H45L44 195H43ZM141 193V192H140ZM146 193V192H145ZM76 194V193H75ZM77 194H79V193H77ZM88 194H90V193H88ZM95 194V193H94ZM98 194V193H97ZM97 194L94 196V198H92V199H94L95 201H98L97 199L99 198L98 196H97ZM72 195V194H71ZM80 195V194H79ZM92 195V194H91ZM99 195V194H98ZM182 195V194H181ZM225 195V194H224ZM73 196V195H72ZM71 196V197H72ZM191 196V195H190ZM193 196V195H192ZM27 197V200L25 199ZM70 197V198H71ZM77 197V196H76ZM102 197V196H101ZM149 197V196H148ZM179 197V196H178ZM180 197H184V196H180ZM180 197L179 198H177L178 200L180 199ZM197 197H201L198 201H200L201 199H202V196H197ZM205 197V196H204ZM208 197V196H207ZM227 197V196H226ZM235 197H237V196H235ZM239 197V196H238ZM237 197V198H238ZM243 197V196H242ZM28 198H29V202H28ZM196 198V197H195ZM194 198V199H195ZM209 198V197H208ZM207 198V199H208ZM220 197H218V199H219ZM227 198H230V202H228L229 200L228 199H226L222 204L220 203V201H219V203L217 204V203H215L216 205H214V209L216 208V206L218 205L221 209L222 208H224V207H234V208H236V206L238 205V203L236 202V203H234V202H232L233 200V198L231 199V197H227ZM147 199V198H146ZM182 199V198H181ZM186 199V198H185ZM187 199H189L188 198V196H187ZM65 200V199H64ZM75 200V199H74ZM156 200V199H155ZM175 200V199H174ZM183 200H184V198H183ZM190 200H191V198H190ZM190 200H189V202H190ZM216 200V199H215ZM235 200V199H234ZM62 201V200H61ZM83 201V200H82ZM193 201H195V200H193ZM197 201V200H196ZM197 201V202H198ZM204 201V200H203ZM203 201H201V202H203ZM206 201V200H205ZM210 201H212V200H210ZM238 201V200H237ZM243 202H244V199L242 200ZM250 201V200H249ZM63 202V201H62ZM79 202H81V201H79ZM90 202V201H89ZM171 202V201H170ZM175 203H172V205H171V207L169 206V208H173V207H175V204H176V202L177 201H174ZM180 202H181V200H180ZM180 202H179V205H180ZM183 202V201H182ZM186 203L188 202V201H185ZM191 202H192V200H191ZM190 202V203H191ZM197 202H196V204H197ZM200 202V203H201ZM241 202V201H240ZM245 202L246 203H248L246 200H245ZM244 202V203H245ZM252 202V201H251ZM102 203V202H101ZM147 203H149V202H147ZM178 203V202H177ZM190 203H188V205L190 204ZM209 203V202H208ZM66 204H68L67 202H66ZM90 204V206L88 205V210L89 209H94L96 206H94V203H92L91 204V202L89 203ZM110 204V203H109ZM206 204V203H205ZM205 204H201V206L203 205H205ZM214 204V203H213ZM237 204V205H236ZM240 204H242V202L240 203ZM250 204L251 203H249L248 205L250 206ZM69 205V204H68ZM169 205V204H168ZM183 205V204H182ZM184 205L186 206V204L184 203ZM191 205V204H190ZM189 205V206H190ZM195 205V204H194ZM193 205V206H194ZM246 205V204H245ZM247 205V206H248ZM253 205V204H252ZM255 205V204H254ZM76 206H77V204H76ZM84 206V205H83ZM87 206V205H86ZM86 206H84V208L86 207ZM101 206V205H100ZM105 206V205H104ZM197 206V205H196ZM202 206V207H203ZM217 206V207H218ZM242 206H244L243 204H242ZM242 206H238L239 208L240 207H242ZM79 207V206H78ZM103 207V206H102ZM182 207V206H181ZM192 207V206H191ZM198 207H199V205H198ZM219 207H218V210H219ZM237 207V208H238ZM255 207V206H254ZM257 207V206H256ZM20 208H23V213L22 214H20L21 212H19L20 211ZM83 208V209H84ZM175 208H177V207H175ZM175 208H173V209H175ZM195 208V207H194ZM194 208H192L191 210H193ZM201 208V207H200ZM200 208H198V209H200ZM212 208V207H211ZM242 208H244V207H242ZM247 208V207H246ZM246 208H244V211H245V209ZM258 208V207H257ZM256 208V209H257ZM263 208V207H262ZM75 211L77 210V208L75 209V207L73 208ZM82 209V208H81ZM80 209V210H81ZM86 209H87V207H86ZM113 209H115V208H113ZM131 209V208H130ZM172 209V210H173ZM189 209H190V207H189ZM196 209V208H195ZM221 209H220V211H221ZM227 209V208H226ZM226 209H223L224 211L226 210ZM231 209H233V208H231ZM250 209H252V213H253V210H254V208H250ZM67 210H69V209H67ZM66 210V211H67ZM79 210V211H80ZM138 210V209H137ZM211 210V209H210ZM213 210V209H212ZM211 210V211H212ZM217 210V212H219ZM230 210V209H229ZM247 210H249V207H248V209ZM78 211V212H79ZM87 211V210H86ZM138 211H140V210H138ZM223 211V212H224ZM227 211V210H226ZM226 211L224 212V213H222V211H221V213L222 214H225L226 213ZM233 211V210H232ZM250 211V210H249ZM249 211H247V212H245L246 214L248 213H250ZM258 211H260V210H258ZM263 211V210H262ZM77 212V211H76ZM77 212V213H78ZM82 214H84V211L82 210ZM90 212V211H89ZM203 212V211H202ZM228 212V211H227ZM257 211L255 210V213H256ZM34 213V214H33ZM77 213H76V215H77ZM86 213V212H85ZM180 213V212H179ZM184 213V212H183ZM194 213V212H193ZM220 213V212H219ZM254 213V214H255ZM20 214V215H19ZM34 216H33V215ZM66 214V213H65ZM74 214V213H73ZM114 214V213H113ZM137 214V213H136ZM139 214V213H138ZM164 214V213H163ZM190 214H192V213H190ZM189 214V215H190ZM196 215H197V212L195 213ZM217 214V213H216ZM221 214V215H222ZM228 213H226L225 215L226 216H217L215 219H213L214 220V225H213V230H215V232H219L220 230H222V231H224L225 232V235L226 234H230V235H228L229 237V240L231 241V244L230 245H233V247L235 246V247H237L238 245H239V238L241 237L240 235H241V233H237V232H232L234 229H241V227H240V223L238 224V223H236L237 221L236 220H234V218H232V217H230V214H229V216L227 215ZM257 214V213H256ZM255 214V215H256ZM70 215V214H69ZM85 215V214H84ZM165 215V214H164ZM193 215V214H192ZM250 215V217L248 216V218H250L251 220H250V222L252 221V214H249ZM255 215H253V216H255ZM33 216V217H32ZM88 216V215H87ZM116 216V215H115ZM193 216H195V215H193ZM200 216V215H199ZM261 216V215H260ZM259 216V217H260ZM79 217V216H78ZM156 218H157V216H155ZM170 217V216H169ZM192 217V216H191ZM190 217V218H191ZM201 217V216H200ZM210 218H211V216H209ZM257 217V216H256ZM80 218V217H79ZM91 218V217H90ZM207 218V217H206ZM213 218V217H212ZM70 219H72V217L70 218ZM83 219V218H82ZM82 219H80V221L82 220ZM88 219V218H87ZM126 219V218H125ZM128 219V218H127ZM194 219V218H193ZM199 219V218H198ZM203 219V218H202ZM78 220V219H77ZM156 220H158V219H156ZM166 220V219H165ZM186 220H188V219H186ZM249 220V219H248ZM254 220H256V219H254ZM263 220V219H262ZM72 221V220H71ZM198 221V220H197ZM259 221H261V220H259ZM259 221H257L258 223H259ZM264 221V220H263ZM128 222V221H127ZM157 222V221H156ZM182 222V221H181ZM190 222V221H189ZM195 222V221H194ZM203 222V221H202ZM262 222V221H261ZM260 222V223H261ZM17 223V224H16ZM74 223V222H73ZM179 223V222H178ZM213 223V222H212ZM252 223H254V221L252 222ZM259 223V224H260ZM49 224H54V225H57V227L55 226V228H54V231H55V233H53V232H51L50 230H52V229H50L49 230ZM71 224V223H70ZM157 224H158V222H157ZM160 224H161V222H160ZM159 224V225H160ZM189 224V223H188ZM196 224V223H195ZM210 224V223H209ZM250 224V223H249ZM259 224H258V226H259ZM264 224V223H263ZM16 225V226H15ZM53 225V226H54ZM73 225V224H72ZM131 225V224H130ZM184 225V224H183ZM197 225V224H196ZM211 225V224H210ZM238 225H239V227H238ZM246 225H247V227L249 226V229L251 230V225H248L247 223H246ZM52 226V225H51ZM99 226V225H98ZM146 226V225H145ZM154 226V225H153ZM177 226H178V224H177ZM180 226L182 227V223L180 224ZM179 226V227H180ZM255 225H253V227H254ZM258 226H256V227H258ZM261 226H264V225H261ZM10 227H14V229H16L15 231H18L19 232V234L18 235H14L13 234V232H11V229H10ZM46 227V230L44 229V228ZM75 227V226H74ZM115 227V226H114ZM179 227H174L173 229H175V230H181ZM184 227V226H183ZM56 228H58V229H56ZM148 228H150V227H148ZM157 228V227H156ZM210 228V227H209ZM261 228V227H260ZM10 231H9V230ZM44 229V231L47 233H45L44 234V232H41L42 230ZM57 230V232H56V230ZM71 229V230H70ZM102 229V228H101ZM144 229V228H143ZM143 229H141V230H143ZM166 229V228H165ZM199 229V228H198ZM253 229V228H252ZM256 228H254V230H255ZM259 229V228H258ZM257 229V230H258ZM263 229V228H262ZM116 230V229H115ZM119 230V229H118ZM164 230V229H163ZM183 230V229H182ZM181 230V231H182ZM201 230V229H200ZM207 230V229H206ZM210 230V229H209ZM249 230V232L250 233H254L252 230L250 231ZM73 231V230H72ZM104 231H106V229L104 230ZM113 231V230H112ZM138 231V230H137ZM140 231V230H139ZM144 231H146V230H144ZM177 231H174L173 233H171V232H169V231H167V232H165V230L162 232V233H164V234H162V235H157V237L155 238L156 239V242H155V239H154V237H151V239L153 238V241L155 242V243H159V244H161V246L163 245L162 243L165 241V239H168V238H170V237H174L173 235L174 234H176L177 233ZM222 231H220V232H222ZM235 231V230H234ZM238 231V230H237ZM74 232V231H73ZM76 232V231H75ZM74 232V233H75ZM96 232V231H95ZM117 232V231H116ZM121 232V231H120ZM123 232V231H122ZM143 232V231H142ZM210 232V231H209ZM213 232V231H212ZM107 233H109V230H108V232ZM144 233V232H143ZM156 233V232H155ZM185 233V231L183 232V234ZM232 233V234H231ZM17 234V233H16ZM94 234V233H93ZM100 234V233H99ZM112 234V233H111ZM119 234V233H118ZM179 234H182V232L181 233H179L178 232V235L177 236H181V235H179ZM97 235V234H96ZM104 235V234H103ZM123 235V234H122ZM129 235V234H128ZM145 235H146V233H145ZM194 235V234H193ZM218 235V234H217ZM99 236V235H98ZM98 236H97V238H98ZM105 236V235H104ZM107 236H110V233H109V235L107 234ZM120 236H121V234H120ZM148 236V238H149V236H152V235H147ZM227 236V235H226ZM81 237H82V234H81ZM85 237V236H84ZM100 237H102V236H100ZM122 237V236H121ZM124 237V236H123ZM122 237V238H123ZM132 237V236H131ZM136 237H139V236H136ZM79 238V237H78ZM94 238H96L95 236H94ZM112 238V237H111ZM118 238H120V237H118ZM134 238V237H133ZM177 238H179V237H177ZM188 238V237H187ZM85 239V238H84ZM88 239V238H87ZM90 239V238H89ZM99 239V238H98ZM97 239V240H98ZM114 239V238H113ZM117 239V238H116ZM124 239V238H123ZM127 240H128V238H126ZM131 239V238H130ZM172 239H174V238H172ZM184 239V238H183ZM95 240V239H94ZM96 240V241H97ZM103 240V239H102ZM106 240V239H105ZM125 241V239H124V241L126 242V246L127 247H122V245H118V244H116L117 245V247H114L115 249H113V252H114V257H115V259H120V261H123L124 262V260L125 259H123V258H126V257H128V256H132V257H137V256H143L142 254H144L145 255V257L148 259V260H150V263H152V260L154 261V259H152V258H150V256L149 257H147L146 256V254H145V251H143L142 250V248H140V244H143L142 243V241H144V240H142V238L141 237H139V238H136V239H132V240H129V241ZM142 240V241H141ZM148 240V239H147ZM186 240V239H185ZM192 240V239H191ZM228 240V239H227ZM110 241V240H109ZM112 241V240H111ZM117 241H118V239H117ZM150 241V240H149ZM204 241H205V239H204ZM226 241V240H225ZM254 241V240H253ZM260 241V240H259ZM176 242V241H175ZM180 242V241H179ZM178 242V243H179ZM182 242V241H181ZM194 242V241H193ZM246 242V241H245ZM250 242V241H249ZM256 242V241H255ZM262 242V241H261ZM55 243H58L59 245H60V247H59V249H57V247H55L54 248V244ZM84 243V242H83ZM89 243V242H88ZM94 243V242H93ZM104 244H105V242H103ZM102 243V244H103ZM146 243V246H144V249L145 250H151L150 252H153L152 251V249H151V244H149V242H145ZM152 243V242H151ZM167 243V242H166ZM173 243V242H172ZM197 243V242H196ZM230 243V242H229ZM242 243V240L240 241V245H244V243L243 244H241ZM254 243V242H253ZM0 244H1V242H0ZM184 244V243H183ZM186 244V243H185ZM210 244H211V242H210ZM238 244V245H237ZM250 244V243H249ZM255 244V243H254ZM260 244V243H259ZM258 244V245H259ZM262 244V243H261ZM57 244H55V246H56ZM85 245V244H84ZM95 247H96V249H98V246H101V244H99V242L98 243H95V244H93ZM92 244H91V242H90V245L89 246H92V247H94ZM106 245L107 244H105V247H106ZM169 245V244H168ZM255 245H257V244H255ZM164 247H166V245H163ZM241 246V247H242ZM253 246V245H252ZM83 247V246H82ZM86 247H88V246H86ZM102 247H104V245L102 246ZM101 247V248H102ZM105 247H104V249H105ZM142 247V246H141ZM168 247V246H167ZM190 247V246H189ZM211 247V246H210ZM216 247V246H215ZM234 247V251H236L235 248ZM240 247V246H239ZM239 247H238V249H239ZM245 247V246H244ZM255 247V246H254ZM81 248V247H80ZM100 248V247H99ZM106 248H108V247H106ZM158 248V247H157ZM183 248V247H182ZM225 248V247H224ZM230 248H231V246H230ZM229 248V249H230ZM243 248V247H242ZM92 249V248H91ZM95 249V248H94ZM110 248H108L107 250H109ZM159 249V251H160V248H158ZM163 249V248H162ZM206 249V248H205ZM204 249V250H205ZM232 249V248H231ZM254 249V248H253ZM257 249V248H256ZM80 250H82V249H80ZM99 250V249H98ZM163 250H165V249H163ZM171 250V249H170ZM176 250V249H175ZM175 250H173V251H175ZM190 250V249H189ZM201 250V251H200ZM203 249H202V246H201V249L199 248V251L200 252H203L202 251ZM208 250V249H207ZM228 250V249H227ZM243 250V249H242ZM242 250H240V251H242ZM245 250V249H244ZM100 252H102L103 253V251H106V249L105 250H103V248H102V251H101V249L99 250ZM111 251H112V249H111ZM111 251H108V252H106L107 254L109 253V256H110V254H111ZM146 251V252H147ZM182 251V250H181ZM210 251V250H209ZM232 251V250H231ZM189 252V251H188ZM191 252V251H190ZM205 252V251H204ZM238 252H239V250H238ZM251 252V251H250ZM255 252V251H254ZM256 252H258L257 250H256ZM260 252V251H259ZM263 252H264V249H263ZM262 252V253H263ZM13 253L15 254V256H16V258L13 256ZM105 252H104V254H106ZM149 253V252H148ZM155 254H156V252H154ZM158 253V252H157ZM161 253V252H160ZM175 253V252H174ZM179 253H180V251H179ZM206 253V252H205ZM204 253V254H205ZM248 253V252H247ZM262 253H258V254H260V255H262ZM20 254V255H19ZM95 254V253H94ZM98 254V253H97ZM167 254V253H166ZM176 254V253H175ZM181 254V253H180ZM184 255L186 254V253H183ZM182 254V255H183ZM203 254V253H202ZM228 254V253H227ZM242 254V253H241ZM249 254V253H248ZM252 254H254V253H252ZM252 254H251V256H252ZM258 254H256V258H260L261 256H259V257H257V255ZM264 254V253H263ZM102 255V256H101ZM112 255V254H111ZM160 255V254H159ZM172 255H173V253H172ZM172 255H169V254H167V256L169 257V259L171 260L170 262H169V264H171V263H174L173 261H172V259L173 258H175V256L173 257ZM177 255H178V252H177ZM198 255H200V254H198ZM91 256H93V255H91ZM96 256H98V255H96ZM153 256V255H152ZM158 256V255H157ZM166 256V257H167ZM197 256V255H196ZM203 256V255H202ZM232 256V255H231ZM243 256V255H242ZM247 256V255H246ZM181 257H183V256H181ZM184 257H186V256H184ZM204 257V256H203ZM202 257V258H203ZM236 257V256H235ZM254 257V256H253ZM264 257V256H263ZM150 258V259H149ZM180 258V257H179ZM193 258V257H192ZM195 258V257H194ZM196 258H198V257H196ZM200 258V257H199ZM205 258V257H204ZM232 258V257H231ZM92 259H93V257H92ZM97 259V258H96ZM123 259V260H122ZM140 259V258H139ZM141 259H143V257L141 258ZM152 259V260H151ZM255 259V258H254ZM261 259V258H260ZM112 260V259H111ZM128 259H126V261H127ZM143 260H145V259H143ZM176 260H178V257H176ZM180 260H182L181 262H180ZM183 260L184 259H179V261H178V264H180V263H183ZM187 260V259H186ZM216 260H218V259H216ZM233 260V259H232ZM257 260V259H256ZM263 260V259H262ZM16 261H19V260H16ZM132 261V260H131ZM163 261V260H162ZM185 261V260H184ZM188 261V264H189V260H187ZM195 261H196V259H195ZM198 261V260H197ZM213 261V260H212ZM220 261V260H219ZM226 261V263L225 264H231L232 262H227V260H224V262ZM248 261V260H247ZM264 261V260H263ZM149 262V261H148ZM175 262H177V261H175ZM186 262V261H185ZM211 262V261H210ZM223 261H221V264H223L222 263ZM262 262V261H261ZM127 263V262H126ZM154 263H155V261H154ZM168 263V262H167ZM187 263V262H186ZM234 263H237V262H235L234 261ZM234 263H232V264H234ZM128 264V263H127ZM145 264V263H144ZM177 264V263H176ZM183 264H185V263H183ZM192 264V263H191ZM196 264V263H195ZM214 264V263H213ZM217 264H218V262H217ZM220 264V263H219ZM238 264V263H237ZM260 264V263H259Z\"/></svg>",
    "mask_w": 264,
    "mask_h": 264
}]
</instances>
